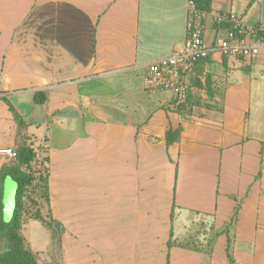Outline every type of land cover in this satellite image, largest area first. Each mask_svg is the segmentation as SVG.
<instances>
[{
  "label": "crops",
  "instance_id": "1",
  "mask_svg": "<svg viewBox=\"0 0 264 264\" xmlns=\"http://www.w3.org/2000/svg\"><path fill=\"white\" fill-rule=\"evenodd\" d=\"M187 2L0 0V167L16 112L45 157L38 208L59 223L68 264H229L227 245L231 264H264V49L199 59L183 109L143 86L181 48ZM218 12L264 26V0H211L207 45L227 34ZM191 215L220 227L209 253L168 245Z\"/></svg>",
  "mask_w": 264,
  "mask_h": 264
},
{
  "label": "built area",
  "instance_id": "2",
  "mask_svg": "<svg viewBox=\"0 0 264 264\" xmlns=\"http://www.w3.org/2000/svg\"><path fill=\"white\" fill-rule=\"evenodd\" d=\"M186 37L180 49L162 57L147 66L143 86L148 91H169L175 105L186 102L188 85L185 76L190 73L199 59L218 51L227 58L254 59L264 49V26L246 25L233 12H218L214 23L227 25L226 36L216 44L207 45L203 41L204 17L192 0L187 2ZM13 158L14 152L6 150ZM43 170L40 171L37 175Z\"/></svg>",
  "mask_w": 264,
  "mask_h": 264
},
{
  "label": "trees",
  "instance_id": "3",
  "mask_svg": "<svg viewBox=\"0 0 264 264\" xmlns=\"http://www.w3.org/2000/svg\"><path fill=\"white\" fill-rule=\"evenodd\" d=\"M196 7L204 12H208L210 9L211 0H192ZM41 92H35L34 101L36 103H41L42 99L38 97ZM187 101V99H186ZM173 104L176 109H183L186 102L181 105ZM14 119L17 124V138L18 144L14 149V157L7 163L0 167V239L3 240L5 246L0 250V264H38L37 259L33 251L27 246L25 238L21 233V228L23 225V212H24V200L26 189L29 187H34L35 190L40 188L42 190V195L40 198L48 200L47 197V169L44 164L45 157H40L38 151L26 141V136L23 134L22 129L25 127V121L22 117L13 112ZM171 141L172 138H168ZM42 168V172L38 175L37 173ZM10 176L17 183V190L15 194V208L11 219L8 222H4L2 219V186L5 176ZM32 204L36 207L33 213H31V218L39 220L46 229H53L55 235L57 234L54 227V222L51 218H44L39 211L38 203L32 200ZM54 235V232H52ZM171 242H168L170 246ZM226 257L229 264L233 262L232 255L229 251V245L226 247Z\"/></svg>",
  "mask_w": 264,
  "mask_h": 264
},
{
  "label": "rangeland",
  "instance_id": "4",
  "mask_svg": "<svg viewBox=\"0 0 264 264\" xmlns=\"http://www.w3.org/2000/svg\"><path fill=\"white\" fill-rule=\"evenodd\" d=\"M25 194L26 197L24 200V214L22 218V233L26 238L25 242L27 246L35 254L37 263L68 264V261L65 262L64 259V240L62 235H55V231H52L53 229H46L42 223L41 225L39 221L33 220L31 218L30 214L33 213L36 209V207L32 204V200L38 203L39 197L40 195H42V190L40 188H37V190H35L32 186L26 189ZM46 218H49L48 215H46ZM55 227L56 229H60V225L58 222L55 223V226L53 228ZM219 229V226H216V224H214L213 222H209V218L207 216L195 217L191 215L190 217L185 219H177L174 222V232L176 236L174 238H171L172 240H170V246H174L179 249L186 248L193 251L199 250L201 252L207 253V251L211 249L213 238ZM52 232H54V235ZM58 232L61 233L62 230H58ZM155 240H158V238H155ZM4 246L5 244L3 240L0 239V250L3 249ZM94 255H96V253ZM152 258H156L155 252H153ZM76 259L77 253H72L71 261H75ZM150 260L151 254H148V261ZM99 261L102 260H98V262ZM202 264H210V255L204 256Z\"/></svg>",
  "mask_w": 264,
  "mask_h": 264
},
{
  "label": "water",
  "instance_id": "5",
  "mask_svg": "<svg viewBox=\"0 0 264 264\" xmlns=\"http://www.w3.org/2000/svg\"><path fill=\"white\" fill-rule=\"evenodd\" d=\"M17 190V183L10 177L5 176L2 186V219L8 222L13 214L15 208V194Z\"/></svg>",
  "mask_w": 264,
  "mask_h": 264
}]
</instances>
